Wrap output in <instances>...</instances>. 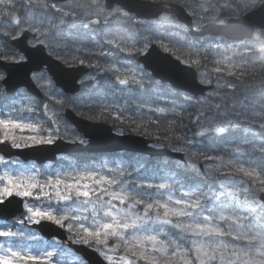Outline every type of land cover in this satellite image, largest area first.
<instances>
[{
  "label": "snow or ice",
  "instance_id": "6c2138e0",
  "mask_svg": "<svg viewBox=\"0 0 264 264\" xmlns=\"http://www.w3.org/2000/svg\"><path fill=\"white\" fill-rule=\"evenodd\" d=\"M257 2L264 5L251 0ZM137 5L155 15L141 17L119 0L90 6L45 0L32 23L37 13L30 4L22 21L13 0H0V145L86 147L92 137L79 130V119L112 136L145 137L156 154L168 155L105 150L100 163L72 160L70 169L50 163L42 170L15 160L19 167L10 171L0 153V264H65L60 258L68 256L71 264H264V159H244L250 152L264 157V113L249 119L235 104L229 111L237 73L220 65L236 49L181 47L167 31L168 6ZM175 7L191 18L193 30L214 19ZM248 21L264 25V15ZM128 24L154 27L141 37L123 27ZM156 49L193 74L198 94L167 75L168 65L147 66ZM209 55L222 59L209 67ZM58 66L76 74L68 79ZM9 103L37 119H13ZM242 124L258 130L255 141L233 135ZM253 222L258 230L249 235ZM46 224L66 235L36 227ZM257 239L258 259L245 247Z\"/></svg>",
  "mask_w": 264,
  "mask_h": 264
},
{
  "label": "rangeland",
  "instance_id": "374dc122",
  "mask_svg": "<svg viewBox=\"0 0 264 264\" xmlns=\"http://www.w3.org/2000/svg\"><path fill=\"white\" fill-rule=\"evenodd\" d=\"M159 1V0H158ZM73 4H79L84 6H90L91 0H71L70 1ZM174 2L184 5V6H191V8L198 14V15H205V16H213V20H205L202 25L199 26L197 30H200L203 26L207 24L212 23H225L230 18H242L245 13L248 11L260 6L261 4L257 2L256 5H253L251 3V0H175ZM13 3L16 5V9L13 11H19L20 12V18L23 21L26 17L25 8L31 5V10L35 11L37 13L36 20H31L32 23L39 22V17L42 15L40 13V9L43 7L45 2L39 1V0H13ZM172 18L170 21H165L166 24H169V27L167 31L175 32L176 36L174 39H176L180 46L183 47L184 45H191L194 44L198 47H211L214 45H221L228 49H236L235 52L229 51L227 53L228 59L224 64H221L220 67L224 69V71H235L237 73V79L233 80V83L237 84V93L234 100H228V106L229 111H232V104L236 105L237 111H244L249 119L256 118L260 119V117H253V113H264V31L263 30H257L255 32V38L246 43H225L223 40H210V38H205L201 42V40H195L191 37H189V29L181 22L177 20V17L173 14H171ZM228 16V17H227ZM174 25V26H173ZM4 25L0 23V27H3ZM126 29H130L133 33L140 32V29L145 32L143 36L148 34V29L150 27H154V25H133L128 24L123 26ZM141 36V37H143ZM3 41H0V44H3ZM6 46V45H5ZM179 47V45L177 46ZM182 54V53H181ZM203 55V53H201ZM213 59H222V57H213L209 55V57L205 60V63L209 64V67H211V61ZM202 70V69H201ZM258 72V78L252 82L253 85H249L245 83L244 77L250 75L251 73ZM242 73V74H241ZM111 102V101H109ZM120 103L122 104L123 101L121 100ZM7 109L10 110V116L13 119H19V120H36L37 116L34 113H30L27 111V109L23 108L22 105L18 104H7ZM6 111V110H5ZM247 127L249 131L245 133L243 129ZM12 131H15V129H12ZM253 131H258L256 129H253V126L250 124H242L240 129H237L233 135L236 137H244L248 139L249 141H255L256 137L253 135ZM41 134H45L43 132V128L41 130ZM27 136H31V133H26ZM245 147H248L251 149V144L245 145ZM111 159V158H110ZM125 159H129V157H125ZM245 160L251 162V163H258L261 161V159H264V157L261 156L258 152H250V155L244 157ZM19 160L18 158H9V164L7 165V169L10 171L16 170L19 165L11 163V161ZM67 160H70V157H67ZM102 160L101 158H98L95 160V163H100ZM21 163L24 166H30L35 165L37 168H40L43 170L44 167H47V165L43 166H37L33 162L28 163ZM94 163V162H93ZM92 164V163H89ZM60 165V166H59ZM53 164L54 168L59 169H70L71 167H64L63 165L59 164ZM3 165H0V168H3ZM37 204H44V201H38L35 202ZM233 228H235V225H233ZM224 230L227 232L229 231V228L227 225L224 226ZM258 230L255 222H253L252 225L248 228L249 235H254L255 232ZM259 239H257L254 243L250 245H246L245 247L251 248L252 252L251 255L255 258L256 257V249L259 248ZM207 250L202 249L201 253L204 254ZM62 261L65 262V264H71V261L74 259L73 256L68 257H61Z\"/></svg>",
  "mask_w": 264,
  "mask_h": 264
},
{
  "label": "water",
  "instance_id": "95a60500",
  "mask_svg": "<svg viewBox=\"0 0 264 264\" xmlns=\"http://www.w3.org/2000/svg\"><path fill=\"white\" fill-rule=\"evenodd\" d=\"M119 2L127 7L132 8L137 15L151 19L155 15V9H147L139 7L137 4H143L146 0H119ZM160 6H168L171 9V14L175 15L179 22L183 23L188 29L189 34L194 37H223L226 41H245L254 37L256 29L264 30V25L260 23L246 22V18L251 17L253 21L259 20L264 13L260 12L264 5H260L243 15L242 18H230L225 23H212L203 26L200 30H193L191 18L183 16V14L176 11L175 6L180 4L172 1L160 0ZM160 64L168 65L172 71L167 73L180 82L187 85V90L198 94L199 86L192 79L193 74L182 69L170 57L160 52L158 49L154 50L147 58V66H159ZM62 74L71 79L76 73L72 70L63 69V66H58ZM147 70V69H145ZM79 130L85 135L92 137L91 142L86 147L80 145H70L66 143H57L50 146H40L37 148L26 149L24 151H17L10 146L0 145V153H3L7 158L19 157L24 162L34 161L38 165H44L49 162H56L59 155H71L80 153L101 154L105 150H115L117 152H131L136 154H143L150 157H168V155H158L155 150L148 145L151 141L140 135H125L116 137L109 134L107 130L102 131L96 126L90 125L88 122L76 119ZM38 230L44 231L47 235L58 236L63 239L66 235L59 228L52 224H46L42 228L36 226ZM47 239L49 237H46ZM225 242L236 243V241L225 237Z\"/></svg>",
  "mask_w": 264,
  "mask_h": 264
},
{
  "label": "trees",
  "instance_id": "16d2710c",
  "mask_svg": "<svg viewBox=\"0 0 264 264\" xmlns=\"http://www.w3.org/2000/svg\"><path fill=\"white\" fill-rule=\"evenodd\" d=\"M170 1H175V0H170ZM228 17V16H227ZM258 72H255L254 74L251 73L250 75L244 77L245 79V83L249 84V85H253L252 82L255 81L259 76L257 75ZM99 156H89V155H76V156H72L70 160H60L56 165H63V168L68 166L71 167L72 164L70 163L72 160H74L77 164H89V163H93L95 162V160L98 159ZM128 157V156H125ZM154 159H159V160H165V159H161V158H154ZM60 166V165H59Z\"/></svg>",
  "mask_w": 264,
  "mask_h": 264
},
{
  "label": "flooded vegetation",
  "instance_id": "af4514ba",
  "mask_svg": "<svg viewBox=\"0 0 264 264\" xmlns=\"http://www.w3.org/2000/svg\"><path fill=\"white\" fill-rule=\"evenodd\" d=\"M39 1L45 2V0H39ZM70 1H71V0H70ZM137 33H139L141 36H143V34H145V32H143L142 29H140V32H137Z\"/></svg>",
  "mask_w": 264,
  "mask_h": 264
},
{
  "label": "bare ground",
  "instance_id": "6f19581e",
  "mask_svg": "<svg viewBox=\"0 0 264 264\" xmlns=\"http://www.w3.org/2000/svg\"><path fill=\"white\" fill-rule=\"evenodd\" d=\"M196 40V39H195Z\"/></svg>",
  "mask_w": 264,
  "mask_h": 264
}]
</instances>
